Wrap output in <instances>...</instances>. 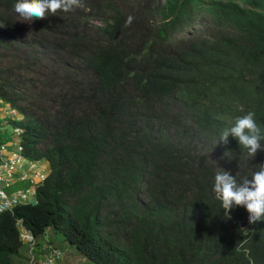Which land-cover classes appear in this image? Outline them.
Here are the masks:
<instances>
[{
    "label": "trees",
    "instance_id": "1",
    "mask_svg": "<svg viewBox=\"0 0 264 264\" xmlns=\"http://www.w3.org/2000/svg\"><path fill=\"white\" fill-rule=\"evenodd\" d=\"M16 2L0 0V101L51 171L0 215V264L19 220L94 264H264V218L227 219L213 191L218 167L240 183L264 165V139L255 158L219 141L248 112L264 137V0H81L31 22Z\"/></svg>",
    "mask_w": 264,
    "mask_h": 264
},
{
    "label": "clouds",
    "instance_id": "2",
    "mask_svg": "<svg viewBox=\"0 0 264 264\" xmlns=\"http://www.w3.org/2000/svg\"><path fill=\"white\" fill-rule=\"evenodd\" d=\"M81 6V0H17L13 10L21 21L31 22L45 19L49 13L53 15L58 11L68 13ZM132 20L133 17L129 16L127 23L130 25ZM230 136L238 140L249 158H255L257 152L262 149L261 140L264 137L261 136L254 112L236 117L234 124L223 130L219 141L227 144ZM213 191L216 198L221 201L227 219H231L228 214L233 205L246 207L250 224L264 218V165H258L251 177H245L240 183H237L236 177L234 178L230 172L218 167Z\"/></svg>",
    "mask_w": 264,
    "mask_h": 264
},
{
    "label": "built area",
    "instance_id": "3",
    "mask_svg": "<svg viewBox=\"0 0 264 264\" xmlns=\"http://www.w3.org/2000/svg\"><path fill=\"white\" fill-rule=\"evenodd\" d=\"M5 104L0 101V114L5 112ZM8 118L14 124L23 120V116L11 108L8 110ZM23 132L21 127L12 125L11 134L16 136L15 139L11 138L7 143H0V215L13 213L19 205L37 203V190L46 182L50 174L42 168L41 162H33L25 157L21 142ZM12 147L15 150H12ZM17 183H29V185L27 188L9 191ZM17 226L22 242L28 247V264H61L63 254L53 248L48 240L40 246L39 241L22 221H17Z\"/></svg>",
    "mask_w": 264,
    "mask_h": 264
},
{
    "label": "rangeland",
    "instance_id": "4",
    "mask_svg": "<svg viewBox=\"0 0 264 264\" xmlns=\"http://www.w3.org/2000/svg\"><path fill=\"white\" fill-rule=\"evenodd\" d=\"M12 131V130H11ZM14 134H10V138L15 139ZM3 141H0L2 143ZM15 150V148H11ZM43 165L42 168L46 170V173H50V165L47 161L41 162ZM47 240H49V244L58 249L63 254V259L61 264H94L91 260L86 258L83 254H81L74 244L70 243L65 236L60 233L56 229H49L47 231ZM46 240V241H47ZM41 243V242H40ZM44 240L42 244H44ZM29 262V253L28 247L26 244H23V247L19 253L13 256V264H28Z\"/></svg>",
    "mask_w": 264,
    "mask_h": 264
},
{
    "label": "crops",
    "instance_id": "5",
    "mask_svg": "<svg viewBox=\"0 0 264 264\" xmlns=\"http://www.w3.org/2000/svg\"><path fill=\"white\" fill-rule=\"evenodd\" d=\"M5 112L0 114V141L2 143H7L11 140L10 134L12 130V120L8 118V110L11 108L8 104H5ZM29 183H17L14 187L10 188L9 191H13L15 189L27 188Z\"/></svg>",
    "mask_w": 264,
    "mask_h": 264
}]
</instances>
